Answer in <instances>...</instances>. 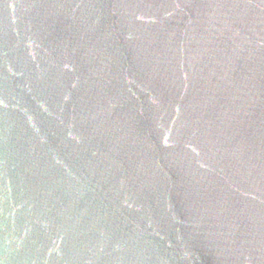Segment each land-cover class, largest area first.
Segmentation results:
<instances>
[{"label":"water","instance_id":"95a60500","mask_svg":"<svg viewBox=\"0 0 264 264\" xmlns=\"http://www.w3.org/2000/svg\"><path fill=\"white\" fill-rule=\"evenodd\" d=\"M0 264H264V0H0Z\"/></svg>","mask_w":264,"mask_h":264}]
</instances>
